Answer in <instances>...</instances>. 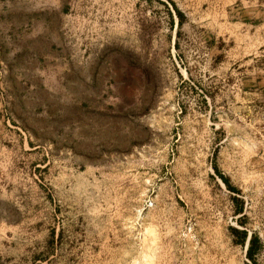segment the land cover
<instances>
[{"label": "rangeland", "instance_id": "rangeland-1", "mask_svg": "<svg viewBox=\"0 0 264 264\" xmlns=\"http://www.w3.org/2000/svg\"><path fill=\"white\" fill-rule=\"evenodd\" d=\"M0 264H264V0H0Z\"/></svg>", "mask_w": 264, "mask_h": 264}, {"label": "crops", "instance_id": "crops-1", "mask_svg": "<svg viewBox=\"0 0 264 264\" xmlns=\"http://www.w3.org/2000/svg\"><path fill=\"white\" fill-rule=\"evenodd\" d=\"M30 25H32V19L30 21ZM32 35V29H31ZM79 68V66H77ZM71 74V72H66V75ZM72 76V75H69ZM81 79L69 77V81L64 85L63 89L66 92V96L61 97V100H83V75L82 72L80 74Z\"/></svg>", "mask_w": 264, "mask_h": 264}, {"label": "trees", "instance_id": "trees-1", "mask_svg": "<svg viewBox=\"0 0 264 264\" xmlns=\"http://www.w3.org/2000/svg\"><path fill=\"white\" fill-rule=\"evenodd\" d=\"M172 5H173V4H172ZM173 7H174V6H173ZM173 9H174V13H175L176 17H178V21H177V23H180L179 17H181V14H180V12H179L175 7H174ZM170 18H171V16H170ZM220 178L222 179V182H223L224 184L227 183L225 178H223V177H221V176H220ZM226 185H227V184H226ZM240 235H241V238H242V239H245V232H244V231H241V232H240ZM255 241H256V240H255V237H250V238L248 239V243H247V246H246V249H245L246 257H247V259H248L250 262H252V263H254V258H253V244H254Z\"/></svg>", "mask_w": 264, "mask_h": 264}]
</instances>
